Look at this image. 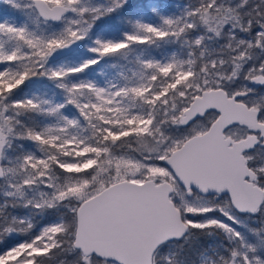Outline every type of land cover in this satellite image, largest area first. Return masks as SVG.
<instances>
[{
  "label": "snow or ice",
  "instance_id": "1",
  "mask_svg": "<svg viewBox=\"0 0 264 264\" xmlns=\"http://www.w3.org/2000/svg\"><path fill=\"white\" fill-rule=\"evenodd\" d=\"M0 5V264H264V0Z\"/></svg>",
  "mask_w": 264,
  "mask_h": 264
},
{
  "label": "trees",
  "instance_id": "2",
  "mask_svg": "<svg viewBox=\"0 0 264 264\" xmlns=\"http://www.w3.org/2000/svg\"><path fill=\"white\" fill-rule=\"evenodd\" d=\"M2 7H3V6H2V5H0V10H2Z\"/></svg>",
  "mask_w": 264,
  "mask_h": 264
}]
</instances>
